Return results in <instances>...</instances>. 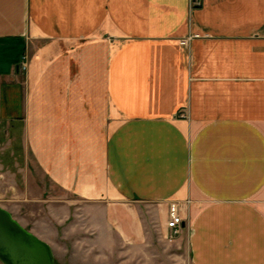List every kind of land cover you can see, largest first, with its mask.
<instances>
[{
    "label": "crops",
    "instance_id": "crops-1",
    "mask_svg": "<svg viewBox=\"0 0 264 264\" xmlns=\"http://www.w3.org/2000/svg\"><path fill=\"white\" fill-rule=\"evenodd\" d=\"M0 57L2 206L60 264H264V0H0Z\"/></svg>",
    "mask_w": 264,
    "mask_h": 264
},
{
    "label": "water",
    "instance_id": "water-1",
    "mask_svg": "<svg viewBox=\"0 0 264 264\" xmlns=\"http://www.w3.org/2000/svg\"><path fill=\"white\" fill-rule=\"evenodd\" d=\"M0 261L2 264H60L51 246L24 227L0 205Z\"/></svg>",
    "mask_w": 264,
    "mask_h": 264
},
{
    "label": "rangeland",
    "instance_id": "rangeland-1",
    "mask_svg": "<svg viewBox=\"0 0 264 264\" xmlns=\"http://www.w3.org/2000/svg\"><path fill=\"white\" fill-rule=\"evenodd\" d=\"M4 62L5 60L2 57H0V71L5 66ZM22 72L25 73V71ZM14 150L16 151V155L14 157L12 156L11 158H14L18 163L21 164L23 160L21 149L16 144ZM1 157L4 158L3 163L7 165L9 163L8 161H6L8 156L5 155L3 156L2 153ZM22 174L23 172H17V171L6 172L0 170V204L3 205L4 207H9L13 209L16 213H18L17 211L19 210V208L22 210L24 209L23 206L19 207L22 198V191H21V188L23 186ZM14 204L18 205L17 208H15ZM35 212H38V209ZM167 241L169 242V244L173 243L168 239ZM175 252H179V253H175L174 261L169 260L168 264H191L189 262L187 255L183 253V249L176 248ZM0 264H2L1 261Z\"/></svg>",
    "mask_w": 264,
    "mask_h": 264
},
{
    "label": "built area",
    "instance_id": "built-area-1",
    "mask_svg": "<svg viewBox=\"0 0 264 264\" xmlns=\"http://www.w3.org/2000/svg\"><path fill=\"white\" fill-rule=\"evenodd\" d=\"M190 3L192 7H198L202 5L203 0H190ZM19 68L22 71H26L27 63L25 58L22 60ZM183 222L184 219L179 212L178 205L176 203H171L167 219L168 232L166 235L169 241H174L182 233Z\"/></svg>",
    "mask_w": 264,
    "mask_h": 264
}]
</instances>
